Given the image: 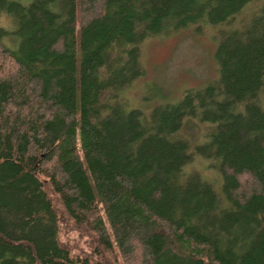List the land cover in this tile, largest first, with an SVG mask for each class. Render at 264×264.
Segmentation results:
<instances>
[{
  "label": "trees",
  "instance_id": "1",
  "mask_svg": "<svg viewBox=\"0 0 264 264\" xmlns=\"http://www.w3.org/2000/svg\"><path fill=\"white\" fill-rule=\"evenodd\" d=\"M2 13L16 28L0 24V264H119L65 246L60 211L141 264H264V0H0ZM204 25L223 27L219 79L130 108L142 43ZM187 118L216 125L197 151L219 187L185 171Z\"/></svg>",
  "mask_w": 264,
  "mask_h": 264
},
{
  "label": "rangeland",
  "instance_id": "2",
  "mask_svg": "<svg viewBox=\"0 0 264 264\" xmlns=\"http://www.w3.org/2000/svg\"><path fill=\"white\" fill-rule=\"evenodd\" d=\"M0 24L9 31L16 28L14 18L7 13H2ZM221 29L223 27L212 25H204L201 28L193 26L146 39L141 45L143 75L123 93V101L128 103L130 108L149 113L158 105L180 102L189 90L204 89L215 83L219 79L216 50ZM5 43L7 44V41ZM11 70L10 63L0 53V74ZM261 100L264 103V90ZM215 128V124L202 122L198 118H187L179 136L191 145L192 159L185 171L188 174H199L219 187L221 178L217 163L197 151L199 146L206 143ZM249 182L248 179L242 181L248 192L251 190ZM55 201L59 207L56 199ZM60 220L61 241L74 254L94 256V252L99 249L106 262L141 264L139 254L123 257L117 251H104L100 247L97 234L87 227L76 225L62 211Z\"/></svg>",
  "mask_w": 264,
  "mask_h": 264
}]
</instances>
